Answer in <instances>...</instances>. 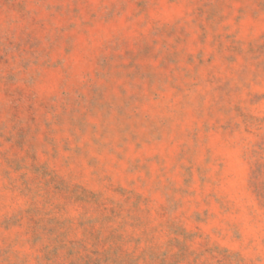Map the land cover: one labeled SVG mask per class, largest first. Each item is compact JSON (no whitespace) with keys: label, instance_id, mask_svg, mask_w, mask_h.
<instances>
[{"label":"rangeland","instance_id":"1","mask_svg":"<svg viewBox=\"0 0 264 264\" xmlns=\"http://www.w3.org/2000/svg\"><path fill=\"white\" fill-rule=\"evenodd\" d=\"M0 264H264V0H0Z\"/></svg>","mask_w":264,"mask_h":264}]
</instances>
